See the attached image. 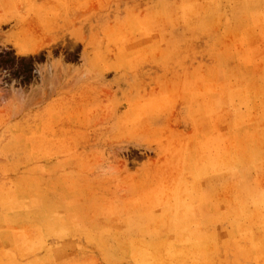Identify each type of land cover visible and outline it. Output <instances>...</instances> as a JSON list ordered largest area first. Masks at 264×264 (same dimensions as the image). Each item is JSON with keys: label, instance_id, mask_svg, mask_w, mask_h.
I'll list each match as a JSON object with an SVG mask.
<instances>
[{"label": "rangeland", "instance_id": "1", "mask_svg": "<svg viewBox=\"0 0 264 264\" xmlns=\"http://www.w3.org/2000/svg\"><path fill=\"white\" fill-rule=\"evenodd\" d=\"M0 264H264V0H0Z\"/></svg>", "mask_w": 264, "mask_h": 264}, {"label": "bare ground", "instance_id": "2", "mask_svg": "<svg viewBox=\"0 0 264 264\" xmlns=\"http://www.w3.org/2000/svg\"><path fill=\"white\" fill-rule=\"evenodd\" d=\"M139 258V257H138Z\"/></svg>", "mask_w": 264, "mask_h": 264}]
</instances>
